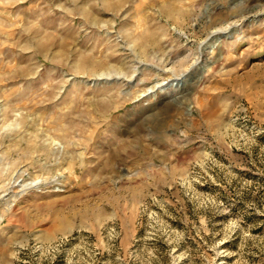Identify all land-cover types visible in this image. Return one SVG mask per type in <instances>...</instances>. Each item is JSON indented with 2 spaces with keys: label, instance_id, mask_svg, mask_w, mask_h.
Returning a JSON list of instances; mask_svg holds the SVG:
<instances>
[{
  "label": "rangeland",
  "instance_id": "1",
  "mask_svg": "<svg viewBox=\"0 0 264 264\" xmlns=\"http://www.w3.org/2000/svg\"><path fill=\"white\" fill-rule=\"evenodd\" d=\"M0 264H264V0H0Z\"/></svg>",
  "mask_w": 264,
  "mask_h": 264
},
{
  "label": "bare ground",
  "instance_id": "2",
  "mask_svg": "<svg viewBox=\"0 0 264 264\" xmlns=\"http://www.w3.org/2000/svg\"><path fill=\"white\" fill-rule=\"evenodd\" d=\"M219 38H221V36L220 37H216L215 38V42H218ZM214 45H215V43H214ZM186 78H187L186 75H183V76H181L179 78L170 80L169 82H165V83H163V85L161 87L162 88L161 90H165V89H182L185 86V84H186V81H187Z\"/></svg>",
  "mask_w": 264,
  "mask_h": 264
},
{
  "label": "water",
  "instance_id": "3",
  "mask_svg": "<svg viewBox=\"0 0 264 264\" xmlns=\"http://www.w3.org/2000/svg\"><path fill=\"white\" fill-rule=\"evenodd\" d=\"M225 37L230 38V36H228L227 33H223V34L221 35L220 41H221L223 38H225Z\"/></svg>",
  "mask_w": 264,
  "mask_h": 264
}]
</instances>
